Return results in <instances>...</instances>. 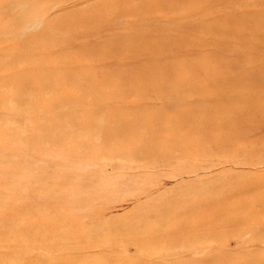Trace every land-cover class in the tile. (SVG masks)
<instances>
[{
    "label": "rangeland",
    "instance_id": "obj_1",
    "mask_svg": "<svg viewBox=\"0 0 264 264\" xmlns=\"http://www.w3.org/2000/svg\"><path fill=\"white\" fill-rule=\"evenodd\" d=\"M39 1L0 0V264H259L264 258V163L238 168L228 176L219 174L222 165L212 171L215 182L231 180L237 173L247 177L245 186L256 185L240 196L245 206L239 211L237 205L216 208L231 197L225 191L197 198L219 196L212 200V214L220 210L229 218L235 213L246 216L232 234L203 233L212 227L223 230L216 219L194 220L197 213L201 219L204 208L194 214L174 209V220L159 224L153 219L167 198V204L173 197L181 199L182 191L194 185L195 179L180 178L177 168V160L191 149L194 134L202 137L197 151L210 153L216 165L220 155L264 159L262 141L246 153L236 152L244 145L240 132L247 126L238 125L248 116L245 110H257L253 114L258 134L251 140L264 134V0ZM176 116L179 122L185 118L186 126L182 136L168 142L163 134L170 127L167 121ZM148 137L166 142L163 154L177 160H155L157 150L153 156L137 153L135 139ZM129 156L151 160L149 167L138 169ZM186 164L194 167L193 162ZM190 225L199 233L185 232ZM188 245L196 249L180 250Z\"/></svg>",
    "mask_w": 264,
    "mask_h": 264
},
{
    "label": "bare ground",
    "instance_id": "obj_2",
    "mask_svg": "<svg viewBox=\"0 0 264 264\" xmlns=\"http://www.w3.org/2000/svg\"><path fill=\"white\" fill-rule=\"evenodd\" d=\"M49 1V0H48ZM54 1V0H53ZM167 1V0H166ZM165 1V2H166ZM170 1V0H169ZM172 1V0H171ZM182 1V0H181ZM189 1V0H188ZM21 2V1H20ZM41 2V0L39 1V3ZM184 2H187L186 0L184 1ZM147 3V2H146ZM168 3V2H167ZM179 3H180V1H179ZM194 3V2H193ZM143 4V3H142ZM148 4H149V2H148ZM151 4V3H150ZM105 5V4H104ZM111 5V4H110ZM109 5V6H110ZM145 5V4H144ZM174 5V4H173ZM173 5H171V6H173ZM175 5H177L176 3H175ZM100 6V5H99ZM99 6H97L98 8H99ZM149 6V5H148ZM170 6V7H171ZM180 6V5H179ZM203 6H204V4H203ZM100 7H102V6H100ZM142 7V6H141ZM131 8H133V7H131ZM147 8V7H146ZM162 8H164L163 6H162ZM176 8V7H175ZM213 8V7H212ZM220 8V7H219ZM102 9V8H101ZM103 9H106V8H103ZM107 9H108V7H107ZM155 9V8H154ZM195 10H196V8H194ZM204 9V8H203ZM6 10V9H5ZM148 10V9H147ZM173 10V9H172ZM209 10V9H208ZM219 10V9H218ZM223 10V9H222ZM44 11V10H43ZM134 11H135V8H134ZM6 12V11H5ZM226 12V11H225ZM101 13V12H100ZM184 13V12H183ZM182 13V14H183ZM194 13V12H193ZM10 14V13H9ZM181 14V13H180ZM173 15V14H172ZM213 15V14H212ZM215 15V14H214ZM80 16V15H79ZM83 16V15H82ZM81 16V17H82ZM150 16V15H149ZM152 16V15H151ZM169 16V15H168ZM225 16V15H224ZM105 17V16H104ZM142 17V16H141ZM228 17V16H227ZM234 17V16H233ZM201 18V17H200ZM126 19V18H125ZM150 19V18H149ZM15 20V19H14ZM145 20V19H144ZM151 20V19H150ZM200 20V19H199ZM203 20V19H202ZM141 21V20H140ZM143 21V20H142ZM190 21V20H189ZM228 21H231V20H228ZM251 21V20H250ZM199 22V21H198ZM138 23V22H137ZM144 23H146V22H144ZM177 23H178V21H177ZM206 23V22H205ZM164 24V23H163ZM204 24V23H203ZM109 25V24H108ZM112 25H114V24H112ZM136 25V24H135ZM142 25H145V24H142ZM148 25V24H147ZM152 25V24H151ZM190 25V24H189ZM206 25V24H205ZM209 25V24H208ZM129 26V25H128ZM160 26V25H159ZM163 26V25H162ZM170 26V25H169ZM178 26V25H177ZM188 26V25H187ZM197 26V25H196ZM104 27H105V25H104ZM137 27H139V25L137 26ZM155 27V26H154ZM176 27V26H175ZM175 27H174V29H175ZM179 27H180V25H179ZM209 27V26H208ZM108 28V27H107ZM111 28H112V26H111ZM144 28V27H143ZM157 28V27H156ZM182 28V27H181ZM197 29H199L198 28V26L196 27ZM195 28V29H196ZM110 29V28H109ZM138 29V28H137ZM147 29V28H146ZM153 29V28H152ZM151 29V30H152ZM161 29V28H160ZM163 29V28H162ZM186 29V28H185ZM191 29H192V27H191ZM207 29V28H206ZM212 29V28H211ZM236 29H237V27H236ZM238 29H240L241 30V28H238ZM237 29V30H238ZM135 30V29H134ZM144 30V29H143ZM142 30V31H143ZM167 30V29H166ZM179 30H180V28H179ZM183 30V29H182ZM92 31V30H91ZM101 31V30H100ZM113 31H114V28H113ZM138 31V30H137ZM141 31V32H142ZM154 31V30H153ZM157 31H159V30H157ZM169 31H171V30H169ZM186 31V30H185ZM184 31V32H185ZM239 31V30H238ZM82 32H84V31H82ZM81 32V33H82ZM117 32V31H116ZM115 32V33H116ZM135 32V31H134ZM177 32H178V30H177ZM232 32V31H231ZM80 33V32H79ZM108 33H110V32H108ZM114 33V32H113ZM137 33V32H136ZM147 33V32H146ZM152 33V32H151ZM181 33V32H180ZM188 33V31H186V35H188L187 34ZM190 33V32H189ZM71 34V33H70ZM145 34V33H144ZM107 35V34H106ZM122 35V34H121ZM130 35V34H129ZM165 35V34H164ZM164 35H163V37H164ZM183 35V34H182ZM197 35V34H196ZM93 36V35H92ZM115 36V35H114ZM117 36H119V35H117ZM133 36V35H132ZM145 36V35H144ZM147 36V35H146ZM161 36H162V34H161ZM258 36V35H257ZM42 37V36H41ZM106 37V36H105ZM111 37H112V35H111ZM131 37V36H130ZM135 37V36H134ZM186 37V36H185ZM190 37H191V35H190ZM255 37V36H254ZM87 38H88V36H87ZM86 38V39H87ZM110 38V37H109ZM129 38V37H128ZM136 38V37H135ZM138 38V37H137ZM141 38V37H140ZM188 38V37H187ZM41 39V38H40ZM39 39V40H40ZM106 39V38H105ZM125 38H123V40H124ZM155 39V38H154ZM53 40V39H52ZM56 40V39H55ZM81 40H84V39H81ZM100 40V39H99ZM110 40V39H109ZM112 40V39H111ZM111 40H110V43H113V42H111ZM126 40V39H125ZM98 41V40H97ZM63 42V41H62ZM104 42V41H103ZM115 42V41H114ZM123 42H125V41H123ZM134 42V41H133ZM157 42H160L161 43V41H157ZM177 42V41H176ZM101 43V42H100ZM116 43V42H115ZM125 43H127V42H125ZM149 43H151V42H149ZM159 43V44H160ZM164 43V42H163ZM179 43H180V41H179ZM105 44V43H104ZM121 44V43H120ZM152 44V43H151ZM109 45V44H108ZM122 45V44H121ZM153 45V44H152ZM253 45V44H252ZM262 45V44H261ZM104 46V45H103ZM116 46H119V45H116ZM130 46V45H129ZM154 46H156L155 44H154ZM124 47V46H123ZM61 48V47H60ZM110 48H112V47H110ZM120 48V47H119ZM136 47H134L133 46V49H135ZM105 49V48H104ZM128 49V48H127ZM111 50V49H110ZM126 50V49H125ZM146 49H144L143 51H145ZM175 51V50H174ZM186 51V50H185ZM59 52H61V51H59ZM150 52V51H149ZM56 53H58V52H56ZM170 53V52H169ZM180 53V52H179ZM143 54V53H142ZM163 54V53H162ZM183 54V53H182ZM47 55V54H46ZM91 55V54H90ZM116 55V54H115ZM130 55V54H129ZM144 55H145V53H144ZM156 55V54H155ZM169 55H171V54H169ZM213 55V54H212ZM141 56V55H140ZM152 56V55H151ZM154 56V55H153ZM153 56L151 57V58H153ZM89 57V56H88ZM98 57V56H97ZM131 57H132V55H131ZM189 57V56H188ZM212 57V56H211ZM91 58V57H90ZM94 59V58H93ZM107 59V58H106ZM131 59V58H130ZM198 59V58H197ZM249 59V58H248ZM135 60V59H134ZM141 60H143V59H141ZM146 60H148V59H146ZM163 60H165V59H163ZM71 61V60H70ZM149 61H152L153 62V60H149ZM214 61V60H213ZM217 61V60H216ZM86 62V61H85ZM92 62V61H91ZM93 62H95V61H93ZM97 62H98V60H97ZM122 62V61H121ZM127 62V61H126ZM156 62V61H155ZM157 62H159V60L157 61ZM190 62V61H189ZM71 63V62H70ZM138 63V62H137ZM140 63H142V62H140ZM144 63V62H143ZM85 64V63H84ZM122 64V63H121ZM196 64V63H195ZM16 65V64H15ZM66 65V64H65ZM93 65V64H92ZM97 65V64H96ZM126 65V64H125ZM168 65V64H167ZM225 65V64H224ZM102 66V65H101ZM128 66H130V65H128ZM164 66V65H163ZM56 67V66H55ZM58 67V66H57ZM79 66H77V69H80V68H78ZM83 67V66H82ZM87 67V66H86ZM155 67H157V66H155ZM159 67V66H158ZM54 68V67H53ZM74 68V67H73ZM92 68V67H91ZM90 68V69H91ZM98 68V67H97ZM100 68V67H99ZM248 68H249V66H248ZM61 69V68H60ZM70 69H72V68H70ZM75 69V68H74ZM88 69V68H87ZM94 69V68H93ZM92 69V70H93ZM143 69V68H142ZM162 69V68H161ZM192 69V68H191ZM226 69V68H225ZM229 69V68H228ZM10 70V69H9ZM59 70V69H58ZM62 70V69H61ZM105 70V69H104ZM157 70V69H156ZM188 70H190V67H189V69ZM217 70V69H216ZM218 70H219V68H218ZM227 70V69H226ZM12 72H13V70H11ZM51 71H53V70H51ZM55 71H57V70H55ZM78 71H80V70H78ZM87 71H89V70H87ZM145 71V70H144ZM152 71V70H151ZM169 71V70H168ZM193 71V70H192ZM229 71V70H228ZM71 72V71H70ZM84 72H85V70H84ZM83 72V73H84ZM100 72V71H99ZM98 72V73H99ZM148 72V71H147ZM158 72V71H157ZM156 72V73H157ZM180 72V71H179ZM186 72H187V70H186ZM189 72V71H188ZM210 72V71H209ZM209 72H206V73H209ZM212 72V71H211ZM211 72L209 73V74H211ZM216 72V71H215ZM49 73V72H48ZM82 73V72H81ZM153 73V72H152ZM155 73V72H154ZM153 73V74H154ZM168 73V72H167ZM183 73H185V72H183ZM214 73V72H213ZM69 74V73H68ZM67 74V75H68ZM120 74V73H119ZM160 74V73H159ZM163 74H164V72H163ZM162 74V75H163ZM190 74V73H189ZM19 75V74H18ZM24 75V74H23ZM81 75V74H80ZM84 75V74H83ZM82 75V76H83ZM96 75V74H95ZM103 75V74H102ZM125 75V74H124ZM128 75H129V73H128ZM152 75V74H151ZM158 75V74H157ZM172 75V74H171ZM174 75V74H173ZM172 75V77H174ZM180 75V74H179ZM208 75V74H207ZM206 75V76H207ZM17 76V75H16ZM21 76V75H20ZM55 76V75H54ZM112 76H113V74H112ZM123 76V75H122ZM153 77L155 76V75H152ZM151 76V77H152ZM205 75H203L202 77H204ZM35 77V76H34ZM53 77V76H52ZM84 77V76H83ZM87 77V76H86ZM99 77V76H98ZM102 77V76H101ZM124 77V76H123ZM129 77H131V76H129ZM150 77V78H151ZM175 77H178V76H175ZM174 77V78H175ZM15 78H17V77H15ZM39 78V77H38ZM50 78H51V76H50ZM57 78V77H56ZM61 78V77H60ZM91 78V77H90ZM90 78H88V79H90ZM100 78V77H99ZM103 78V77H102ZM105 78V77H104ZM109 78H110V76H109ZM120 78V77H119ZM157 78V77H156ZM179 78V77H178ZM12 79H14V77H12ZM58 79V78H57ZM72 79V78H71ZM74 79V78H73ZM93 79H94V77H93ZM98 79V78H97ZM106 79V78H105ZM126 79V78H125ZM128 79H130V78H128ZM171 79V78H170ZM56 80V79H55ZM76 80V79H75ZM83 80V79H82ZM95 80V79H94ZM108 81H109V79H107ZM132 80V79H131ZM4 81H6V80H4ZM17 81V80H16ZM52 81V80H51ZM100 81H101V78H100ZM123 81V80H122ZM53 82V81H52ZM64 82H66V81H64ZM72 82V81H71ZM94 82V81H93ZM97 82V81H96ZM59 83H61V82H59ZM76 83V82H75ZM123 83V82H122ZM13 84V83H12ZM11 84V85H12ZM15 84V83H14ZM49 84V83H48ZM86 84V83H85ZM89 84V83H88ZM91 84V83H90ZM95 85H96V83H94ZM94 84H93V86H94ZM98 84H100V83H98ZM104 84V83H103ZM105 84H107V82L105 83ZM175 84V83H174ZM174 84H173V86H174ZM213 84V83H212ZM57 85V84H56ZM81 84L79 83V86H80ZM171 85V84H170ZM211 85V84H210ZM92 86V85H91ZM99 86V85H98ZM111 86H113V85H111ZM118 86V85H117ZM116 86V87H117ZM119 86H120V84H119ZM207 86V85H206ZM212 86V85H211ZM20 87V86H19ZM60 87V86H59ZM67 87V86H66ZM83 87V86H82ZM95 87L97 88V86H94V89H95ZM160 87V86H159ZM50 88V87H49ZM56 88V87H55ZM92 89H93V87H92ZM61 90H62V88H61ZM118 90H120V88L118 89ZM132 90V89H131ZM151 90V89H150ZM185 90V89H184ZM184 90H182V91H184ZM66 91V90H65ZM94 91V90H93ZM97 91H98V89H97ZM96 89H95V95H96ZM126 91V90H125ZM124 91V93H126ZM182 91H180V92H182ZM80 92V91H79ZM84 92V91H83ZM91 92V91H90ZM101 92V91H100ZM104 92V91H103ZM132 92H133V90H132ZM93 93V92H92ZM113 93V92H112ZM85 94V93H84ZM100 94V93H99ZM111 94V93H110ZM118 94H119V92H118ZM37 95V94H36ZM102 95H103V93H102ZM101 95V96H102ZM166 95V94H165ZM174 95H176V94H174ZM109 96V95H108ZM69 97V96H68ZM71 97V96H70ZM111 97V96H110ZM161 97H163V96H161ZM156 98V97H155ZM160 98V97H159ZM165 98V97H164ZM167 98V97H166ZM80 99V98H79ZM104 99H106L105 97H104ZM150 99V98H149ZM161 99V98H160ZM78 100V99H77ZM152 100V99H151ZM159 100V99H158ZM167 100V99H166ZM179 100H180V98H179ZM109 101V100H108ZM112 101V100H111ZM111 101H110V103H111ZM125 101H127V100H125ZM131 101V100H130ZM142 101H144V99L142 100ZM147 101V100H146ZM172 101V100H171ZM186 101V100H185ZM96 102V101H95ZM169 102V101H168ZM167 102V103H168ZM189 102V101H188ZM196 102V101H195ZM210 102V101H209ZM70 102H68V104H69ZM113 103H115V101H113ZM139 103V102H138ZM165 103V102H164ZM171 103V102H170ZM71 104V103H70ZM73 104V103H72ZM92 104V103H91ZM135 104V103H134ZM143 104V103H142ZM166 104V103H165ZM165 104H163V105H165ZM176 104H178V103H176ZM97 105V104H96ZM111 105V104H110ZM109 105V106H110ZM112 105H114V104H112ZM122 105V104H121ZM147 105V104H146ZM145 105V106H146ZM155 105V104H154ZM162 105V104H161ZM161 105L160 106H158V107H160L161 108ZM171 105V104H170ZM173 105H175V104H173ZM95 106V105H94ZM93 106V107H94ZM101 106V105H100ZM115 106V105H114ZM132 106H134V105H132ZM90 107V106H89ZM108 107V106H107ZM120 107V106H119ZM102 108H105V107H102ZM115 108H116V106H115ZM115 108H113V110L115 109ZM134 108V107H133ZM141 107H139V109H140ZM156 108V107H155ZM261 108H263V110H264V106H262L261 105ZM109 109H111V108H109ZM123 109V108H122ZM125 109V108H124ZM138 109V108H137ZM165 109V108H164ZM216 109H218V108H216ZM101 110V109H100ZM116 110V109H115ZM159 110V109H158ZM214 110V109H213ZM221 111H222V109H220ZM71 111V110H70ZM75 111H77V110H75ZM153 111V110H152ZM215 111V110H214ZM71 112H73V111H71ZM138 112V111H137ZM136 112V113H137ZM142 112V111H141ZM149 112V111H148ZM147 112V113H148ZM181 112H185V111H180V113ZM212 112V111H211ZM254 112H257V110L256 111H253V113ZM119 113H121L120 111H119ZM118 113V114H119ZM125 113H126V111H125ZM147 113H146V115H147ZM164 113V112H163ZM179 113V112H178ZM186 113V112H185ZM217 113H219V111H217ZM245 113L248 115L247 117H246V119H245V121H244V123H242V122H240L239 123V125H238V127H241V126H247L245 129H242L241 130V132H240V137H241V139H242V141H243V147H241V146H239V147H237V149H236V152H239V153H241V154H243V153H246V150L248 149V147H252L254 144L253 143H258V142H260V141H262V142H264V134L263 135H260V136H258L257 138H255L254 140L252 139L251 140V137L253 136H256L257 134H258V129L256 128V121H257V115H255V114H253L251 111H249V110H245ZM72 114V113H71ZM86 114V116H88L87 115V112L85 113ZM88 114H89V112H88ZM117 114V113H116ZM143 114H144V112H143ZM176 114V113H175ZM120 115V114H119ZM132 116H133V114H131ZM134 115H136V114H134ZM139 115V114H138ZM222 115V114H221ZM92 116H93V114H92ZM92 116H89V117H92ZM109 116V115H108ZM118 116V115H117ZM117 116H113V117H117ZM125 116V115H124ZM123 116V117H124ZM130 116V115H129ZM128 116V117H129ZM142 116V115H141ZM85 117V116H84ZM110 117V116H109ZM112 117V116H111ZM110 117V118H111ZM122 117V118H123ZM140 117V116H139ZM142 117H145L144 115L142 116ZM184 117L186 118V116L184 115ZM87 119H88V117H86ZM138 118V117H137ZM146 118H147V116H146ZM146 118L144 119V120H146ZM169 118V117H168ZM185 118H183V121H181V122H179V116H176L173 120H172V118L170 119V120H168L167 121V123L169 124V125H166V126H170V127H168V131H164L165 133L163 134V138L165 139V140H167L168 139V142H169V140H172V139H175L176 137H178L181 133H180V131H181V129H182V127L183 126H186V122L184 121V119ZM86 119V120H87ZM90 119V118H89ZM128 119V118H127ZM139 119V118H138ZM156 119V118H155ZM86 120H85V122H86ZM95 120V119H94ZM121 120V119H120ZM124 120V119H123ZM126 120V119H125ZM66 121V120H65ZM89 121V120H88ZM122 121V120H121ZM134 121V120H133ZM136 121V120H135ZM143 121V120H142ZM148 121H149V119H148ZM150 121H151V119H150ZM152 121H154V119L152 120ZM151 121V122H152ZM163 121V120H162ZM84 122V123H85ZM95 122H97V121H95ZM110 122H112L111 120H110ZM119 122V121H118ZM117 122V123H118ZM128 122V121H127ZM129 122H132V121H130V119H129ZM160 122V121H159ZM79 123V122H78ZM78 123H77V125H78ZM89 123V122H88ZM93 123H94V121H93ZM113 123H114V121H113ZM116 123V124H117ZM124 123H126V122H124ZM137 123H138V121H137ZM141 123V122H140ZM139 123V124H140ZM145 123H147V122H145ZM153 123V122H152ZM222 123H224V122H222ZM248 123V124H247ZM62 124V123H61ZM89 124H92V122L91 123H89ZM122 124V123H121ZM129 124V126L131 125L130 123H128ZM136 124V123H135ZM134 124V125H135ZM149 124H151V123H149ZM158 124V123H157ZM245 124H247V125H245ZM264 124V123H263ZM263 124H261V125H263ZM85 125H88V124H86L85 123ZM114 125H115V123H114ZM133 125V126H134ZM152 125V124H151ZM150 125V126H151ZM159 125V124H158ZM254 125V126H253ZM261 125H258V126H261ZM62 126V125H61ZM96 126V125H95ZM118 126V125H117ZM122 126H123V124H122ZM122 126H120V127H122ZM126 126H128L127 124H126ZM149 126V125H148ZM56 127V126H55ZM87 127V126H86ZM137 127V126H136ZM145 127V126H144ZM152 127V126H151ZM150 127V128H151ZM154 127V126H153ZM62 128V127H61ZM89 128V127H88ZM119 128V127H118ZM125 130H126V128L125 127H123ZM122 128V129H123ZM215 128V126H213V129ZM56 129H60V128H56ZM94 129H95V127H94ZM117 129V128H116ZM115 129V130H116ZM145 129V128H144ZM143 129V130H144ZM157 129V128H156ZM209 130H210V128H208ZM40 130V129H39ZM97 130V129H96ZM128 130V129H127ZM38 131V130H37ZM102 131V130H101ZM104 131V130H103ZM117 131V130H116ZM151 131H154V130H151ZM159 131V130H158ZM161 131V130H160ZM56 132H57V130H56ZM147 132H149V131H147ZM123 133V132H122ZM137 133V132H136ZM139 133H141V132H139ZM145 133V132H144ZM154 133L155 132H153V134H152V136L154 137L155 135H154ZM158 133V132H157ZM161 133H162V131H161ZM180 133V134H179ZM56 134V133H55ZM127 134H128V132H127ZM147 134V133H146ZM150 134V133H149ZM159 134V133H158ZM200 134V133H199ZM199 134H194L192 137L194 138V140H193V138H191V142L194 144V146H193V144H192V146H191V149L189 150V152L187 153H184L183 155H181V157L177 160V159H174V158H171V156H166L165 154H163V152H162V148H165L164 147V145H165V143L164 144H162L161 142H159V141H156L155 139H152L151 137V139H149V137H148V139H146V141H141V140H139V138H136L135 139V143L140 147V148H138L139 150H138V152L137 153H140V152H145V153H155L156 151L155 150H157L158 151V153H157V155L156 154H154V155H156V157H154L155 158V160H160V161H162V162H173V161H179V164H178V167L177 168H179V172H180V178H182V179H185V177H186V179L188 178V177H191V178H194L195 179V181H194V185L193 186H191V187H187V186H185V187H187V188H185L183 191H182V196H183V198H181V199H174V197H173V200L172 201H170V203L169 204H167L168 203V201H169V199L167 198V203L165 204V202L166 201H164V204H162L161 202V207L158 209V211H157V213L156 214H158L156 217H155V219H153V220H156L157 221V223L159 224V223H161L164 219H166V220H174V215H173V213H172V210H174V209H178V212L179 213H185V212H188V211H190V213L191 214H194L195 212L197 213L198 211L197 210H199V209H202V208H204V212H202L199 216L201 217V219H198L197 218V214H199V213H197L193 218H195L194 220H210V221H212V220H218L217 221V223L218 224H220L222 227H223V230H216V228L215 227H212V228H208V229H206L205 231H202L203 233H205V234H208V235H213V234H215V233H221V232H226V233H230V234H232L233 233V229L235 228V227H237V226H239L238 224H240V221L239 220H247V218H246V216H244L243 218H240V217H238V215H237V213H235L234 214V216H232L231 218H229L230 216H228V215H226V214H222L224 211H222V213H219L220 212V210H219V212H216L215 214H212L211 212H210V208H211V205L213 204V202H212V200H214L215 198H217V197H219V196H217V195H215V197H210V198H204V199H202V200H197V198L198 199H200L201 197H202V195L201 194H203V193H207L208 194V192L209 191H217V190H221L222 191V193H221V195L223 194V192L225 191L226 192V197L227 196H231L229 199H226L225 200V203H222V204H220V205H218V206H216V208H219V209H223L225 206H230V207H232L233 205H237V206H239V207H237L236 209H238V211L241 209V208H243L244 206H245V202H244V200L243 199H241V195H244V193L245 192H251V191H253V189H254V187L256 186L253 182H249V184L248 183H246V186H245V184H244V181H246L247 180V177H243L242 178V176H240V175H238L237 173H236V177H233V178H231V180H228V179H220L219 180V182L218 181H214V179H215V177H213L214 176V174H213V170L215 169V167L216 166H218V165H222L223 166V169L219 172V174L221 173V176H224V175H226V176H228L229 174H231L232 172H236V171H238L237 169L238 168H244V166H247V167H258V166H260V165H262L263 163H264V159H262V158H260L258 155H256L255 157L256 158H253V159H250V158H248L247 156H246V154H244L245 155V157H240V158H236V157H234V156H228V155H226V158H223V157H220V156H216V157H218V159L219 160H217L218 162H217V165H216V163H215V160H214V158L215 157H211L209 154H207V155H204V154H201L200 152H198L197 151V149L199 148V146H200V143H201V139H202V137L199 135ZM101 136V135H100ZM142 136H145V135H142ZM150 136V135H149ZM157 136V135H156ZM181 136H182V134H181ZM158 137V136H157ZM145 138V137H144ZM161 138V137H160ZM98 139H101L100 137L98 138ZM127 139H129V138H127ZM123 140V139H122ZM143 140V139H142ZM164 140V141H165ZM70 141H71V139H70ZM162 141V140H161ZM95 142H97L96 140H95ZM5 143V142H4ZM95 144V143H94ZM188 144H190V142L188 143ZM3 145V144H2ZM49 145V144H48ZM97 145H99V144H97ZM175 145H178V143H176ZM163 146V147H162ZM173 148H175L176 149V146H173ZM153 153H152V155L150 154V156H153ZM214 153V152H213ZM214 155H215V153H214ZM223 155V154H222ZM140 156V155H139ZM129 158L131 159L130 161H131V163L134 165V166H136L138 169H145V167H149V164H150V161H148L147 159H145V160H136V159H133L131 156H129ZM138 158H140V157H138ZM143 158V157H142ZM149 158V157H148ZM217 159V158H216ZM123 160V159H122ZM93 161V160H92ZM152 161H153V158H152ZM94 162V161H93ZM188 162H193L194 163V167H190V166H188V164H186V163H188ZM100 163V162H99ZM151 163H153V162H151ZM156 163V162H155ZM159 163V162H158ZM251 163V164H250ZM161 164V163H160ZM167 164V163H166ZM165 164V165H166ZM169 164V163H168ZM201 164H204L205 166H203V165H201ZM133 165H131V166H133ZM162 165V164H161ZM164 165V166H165ZM255 165V166H254ZM101 166H102V168H103V165L101 164ZM101 166H99V167H101ZM153 166V165H152ZM167 166V165H166ZM171 166V165H170ZM176 166V165H175ZM96 167V166H95ZM156 167V166H155ZM154 167V168H155ZM189 167V170L187 171V173L185 174V172H186V169ZM200 168V170H198L197 168ZM256 167V168H257ZM135 168V167H134ZM153 168V167H152ZM159 168H161V167H159ZM163 168H165V167H163ZM167 168H168V166H167ZM174 168V167H173ZM201 168H203V169H201ZM231 168H233L232 170H230ZM166 169V168H165ZM171 169V168H170ZM169 169V170H170ZM176 169V168H175ZM174 169V170H175ZM242 171H243V169H241ZM245 170V169H244ZM247 170V169H246ZM245 170V171H246ZM171 171V170H170ZM178 171V170H177ZM213 171V172H212ZM249 171V170H248ZM247 171V172H248ZM147 172V171H146ZM153 172V171H152ZM156 172V171H155ZM204 172V173H203ZM241 173V172H240ZM175 174H176V172H175ZM213 174V175H212ZM234 174V173H233ZM147 175V174H146ZM219 176V175H218ZM102 178V177H101ZM101 178H100V180H101ZM145 178H148V177H145ZM84 179V178H83ZM93 179V178H92ZM95 179V178H94ZM112 179H113V177H112ZM217 179V178H216ZM82 180V179H81ZM87 180V179H86ZM214 181V183L213 184H209V181ZM91 181V180H90ZM96 181V180H95ZM152 181V180H151ZM172 181V180H171ZM185 181V180H184ZM25 182V181H24ZM28 182V181H27ZM65 182V181H64ZM67 182V181H66ZM65 182V183H66ZM78 182V181H77ZM77 182H75V184L77 183ZM86 182V181H85ZM87 182H89V181H87ZM92 182V181H91ZM124 182V181H123ZM157 182V181H156ZM180 182H182V181H180ZM186 182V181H185ZM192 182V181H191ZM205 182H207L208 184H206ZM243 182V183H242ZM26 183V182H25ZM36 183H37V181H36ZM64 183V184H65ZM72 183V182H71ZM71 183H68V185L70 184L71 185ZM79 183H81V182H79ZM101 183V182H100ZM126 183V182H125ZM184 183V182H183ZM182 183V184H183ZM187 183V182H186ZM73 184V183H72ZM85 184V183H84ZM90 184V183H89ZM98 184V183H97ZM177 184V183H176ZM175 184V185H176ZM185 184V183H184ZM241 184H243L242 186H241ZM30 185H31V183H30ZM58 185V184H57ZM60 185V187H61V185H63L62 183L61 184H59ZM82 185V184H81ZM91 185H92V183H91ZM174 184H173V186L171 185V187H174L175 186ZM50 186V185H49ZM65 186V185H64ZM77 187L79 186V185H76ZM83 186V185H82ZM85 186V185H84ZM90 185H88V187H89ZM177 187L179 186L178 184L176 185ZM26 187V186H25ZM54 187H55V189H57L56 188V185H54ZM54 187H51V188H54ZM59 187V189H61ZM73 187V186H72ZM92 187V186H91ZM180 187H182V186H180ZM251 187H253V188H251ZM66 188V187H65ZM67 188H71L70 186H68ZM73 188H75V187H73ZM98 188V187H97ZM155 188H157V187H155ZM179 188V187H178ZM96 189V188H95ZM58 190V189H57ZM97 190H99V189H97ZM157 190V189H156ZM165 190V189H164ZM174 190H177L176 188L174 189ZM179 190V189H178ZM48 191V190H47ZM50 191V190H49ZM142 190H140V192H141ZM151 191H152V189H151ZM153 191H155V189L153 190ZM152 191V192H153ZM172 190H170V192H171ZM228 191V192H227ZM130 192V191H129ZM132 192V191H131ZM165 192V191H164ZM163 192V193H164ZM173 192V191H172ZM175 192V191H174ZM173 192V193H174ZM49 193V192H48ZM134 193V192H133ZM139 193V192H138ZM144 193V192H143ZM142 193V194H143ZM158 193H160V192H158ZM157 193V194H158ZM167 193H169V192H167ZM173 193H171V195L173 194ZM192 193H195V195H194V197L195 198H193V199H191V198H185L187 195H190V194H192ZM135 194V193H134ZM155 194V193H154ZM153 194V195H154ZM199 194V196L197 197V195ZM167 195V194H166ZM174 195V194H173ZM186 195V196H185ZM144 196V195H143ZM155 196V198H156V196L157 195H154ZM159 196V195H158ZM168 196V195H167ZM175 196V195H174ZM185 196V197H184ZM208 196V195H207ZM171 197V196H170ZM180 197H181V195H180ZM179 197V198H180ZM94 198V197H93ZM137 198H141V197H138L137 196ZM146 198H148V197H146ZM155 198H153V199H155ZM165 198V197H164ZM172 198V197H171ZM142 200V199H141ZM148 200H152V199H148ZM153 201V200H152ZM151 201V202H152ZM200 201H202V202H200ZM144 202V201H143ZM143 202H140V203H143ZM150 203V202H149ZM153 203V202H152ZM139 204V203H138ZM144 204V203H143ZM145 204H147L146 202H145ZM151 204V203H150ZM149 205V204H148ZM153 205H154V203H153ZM158 205V204H157ZM139 206H140V204H139ZM212 207H213V205H212ZM140 208H141V206H140ZM205 209L207 210V212L205 211ZM146 211V210H145ZM155 211V210H154ZM152 212V211H151ZM170 212V213H169ZM146 214V213H145ZM148 214H149V212H148ZM154 214V213H153ZM4 215V214H3ZM135 215V214H134ZM143 215V214H142ZM132 217H133V215H132ZM136 217V216H135ZM141 217V216H140ZM146 218V219H145ZM139 219H141V218H139ZM142 220H148V218L147 217H143L142 218ZM227 220H229V221H227ZM232 220V221H231ZM184 224V223H183ZM107 227V226H106ZM33 228V227H32ZM52 228H54V226L52 227ZM111 227H109V228H107L108 230L110 229ZM38 229V228H37ZM40 229V228H39ZM46 229V228H45ZM108 230H106L105 231V233L108 231ZM39 231V230H38ZM111 231H113V232H115V230H114V228H113V230H111ZM110 231V232H111ZM169 231H174V230H169ZM185 232H189L190 234H193V233H195V232H198L194 227H192L191 225H190V227L189 228H187V229H185L184 230ZM63 232V231H62ZM103 232H104V230H103ZM112 232V233H113ZM104 233V234H105ZM199 233V232H198ZM100 234V233H99ZM107 234H109V233H107ZM175 234H177V233H175ZM175 234H173L172 236H177V235H175ZM96 235H98V234H96ZM62 237V236H61ZM171 238V237H170ZM158 239V238H157ZM54 241V240H53ZM168 242L171 244V245H174L175 243L173 242V240H168ZM50 243H52V241L50 242ZM50 243H48V244H50ZM104 243V242H103ZM101 244V245H105V243L104 244ZM106 243H108L107 241H106ZM113 243V242H112ZM111 243V244H112ZM96 244H98V243H96ZM111 244H108V245H111ZM138 244H139V242H138ZM107 245V244H106ZM51 246V245H50ZM99 246V245H98ZM214 246V245H213ZM64 247V246H63ZM110 247H112V246H110ZM62 248V247H61ZM65 248V247H64ZM74 248V247H73ZM107 248V247H106ZM213 248V247H212ZM49 249H50V247H49ZM71 249V248H70ZM196 249V247H193L192 245H188V246H184V247H181L180 248V250H182V251H186V253H188V251H192V250H195ZM73 250H77V249H73ZM72 250V251H73ZM74 252V251H73ZM76 252V251H75ZM33 261V260H32ZM37 261V259L35 260V262ZM49 264V263H48ZM135 264V263H134ZM259 264H264V258H261V262L259 263Z\"/></svg>",
    "mask_w": 264,
    "mask_h": 264
}]
</instances>
